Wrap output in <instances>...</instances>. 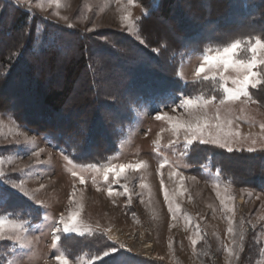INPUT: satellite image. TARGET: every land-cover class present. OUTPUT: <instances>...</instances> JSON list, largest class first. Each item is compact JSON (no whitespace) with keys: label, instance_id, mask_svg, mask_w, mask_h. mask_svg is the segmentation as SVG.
Here are the masks:
<instances>
[{"label":"rangeland","instance_id":"obj_1","mask_svg":"<svg viewBox=\"0 0 264 264\" xmlns=\"http://www.w3.org/2000/svg\"><path fill=\"white\" fill-rule=\"evenodd\" d=\"M4 1L49 27L72 31L113 49L117 48L115 40L125 37L161 60L169 54L165 44L159 45L152 36L143 20L147 11L137 0ZM190 1L178 2L184 15L190 14ZM5 25L3 19L0 35ZM256 38L264 40V35L239 33L231 41L242 43L238 59H251L248 42L254 43ZM12 41L11 51L22 47L21 35ZM224 46L205 45L197 52L191 43L192 49L171 56L178 65L177 79L183 85L200 86L191 95L177 93L160 100L122 98L120 85L105 78L112 77L108 72L111 65L105 66L103 57H92L97 87L106 83L101 114L108 126L114 123L115 141L85 164L74 162L47 136L16 121L7 110L10 97L20 86L14 83L5 94L0 87L5 97L0 96V202L10 194L41 214L35 224L0 217L4 221L0 262L58 264L57 257L62 256L68 264H264V188L262 180L259 185L253 180L256 161L243 159V155L264 153V83L256 88L249 85L248 96L229 99L221 85L236 89L233 81L243 78L242 70L204 65L205 71L196 75L203 57ZM255 55L264 60V49ZM252 71L259 73L256 80L264 81V64ZM83 90L82 85L77 86L61 117L76 119L84 105L83 93L90 96ZM189 97L197 101L196 108L177 104L173 111L170 107ZM17 98L20 105L33 110L41 103L37 95L32 100L21 94ZM201 101L211 102L201 105ZM190 113L200 116L201 126L207 125L192 144L187 143L191 137L184 126L194 122ZM157 115L163 118L157 120ZM33 151L39 155H32ZM218 154L231 155L234 160L225 163L226 172L218 163ZM137 164L139 169L126 168L119 177L108 172L105 180L108 169L119 171L120 165ZM72 212H78L76 223L64 232L61 221L67 222ZM113 232L122 238L115 240ZM21 243L28 246L21 247ZM150 245L151 253H142L141 248ZM109 247L117 251L103 261L97 259Z\"/></svg>","mask_w":264,"mask_h":264},{"label":"trees","instance_id":"obj_2","mask_svg":"<svg viewBox=\"0 0 264 264\" xmlns=\"http://www.w3.org/2000/svg\"><path fill=\"white\" fill-rule=\"evenodd\" d=\"M137 1L147 11L143 20L151 27L152 36L159 45L165 44L169 52L165 61L125 37L116 39L117 48L113 49L72 31L49 27L28 11L0 0V23L3 19L6 23L0 35V87L5 94L14 83L20 86L10 97L11 107L7 111L16 121L47 136L74 162H90L94 154L105 153L106 146L115 141L114 123L108 126L101 114L106 83H101L100 89L97 87L92 57H103L105 66L111 65L108 72L112 77L105 78L120 85L122 98L160 100L177 93L188 96L199 89L200 83L183 85L177 79L178 65L171 58L182 50L192 49L191 43L201 52L205 45L224 46L238 38L239 33L264 35V0H192L190 14L185 15L178 3L182 0ZM244 19V23H236ZM17 35H21L22 47L11 51L13 37ZM82 76L84 81L80 79ZM78 85L90 96L81 91L84 105L76 119L61 117ZM18 94L31 100L37 95L41 103L35 110L20 105ZM0 96L5 99L2 92ZM217 157L222 170L225 163L234 161L231 155ZM243 159L256 161L253 180L256 185L262 180L264 188V153L243 155ZM4 216L29 220L30 224L41 219L39 209L11 195L0 202V217Z\"/></svg>","mask_w":264,"mask_h":264},{"label":"snow or ice","instance_id":"obj_3","mask_svg":"<svg viewBox=\"0 0 264 264\" xmlns=\"http://www.w3.org/2000/svg\"><path fill=\"white\" fill-rule=\"evenodd\" d=\"M125 19H127V17H124ZM249 47H248V51L250 53H252L251 59L249 60H243V59H238L237 55L239 50L242 47V43L240 40H236L234 42H231L229 45L224 46L222 48H218L214 54H210V55H205L203 57V63L197 68L196 70V75L199 76L201 73H203L205 71V67L204 65H210V66H215V65H219L222 64L224 66L225 69H227L228 67H233L234 69L237 70H242L244 72L243 78L240 80H234L233 84L237 85L236 89L234 90H230L227 87H224L223 85H221V87H223V91L224 93L227 95V97L229 99H236L238 98L240 95H244V96H248L249 93L247 91L249 85L252 88H256L258 83H264V81H259L256 80V77L259 76V73L252 71L253 68H255L258 64H264V60H258L256 57V52L258 49H264V40L260 39V38H256L254 43L248 42ZM255 81V82H254ZM213 99H215V97H213ZM211 101H201V105L205 104V103H210ZM225 101L223 99L220 100V104H224ZM177 104L179 105V107H187V108H196L197 107V101H194L191 97L187 98V99H181L178 102L174 101L172 105H170V107L173 108V111L176 110V106ZM190 115H192V119L194 122L189 121L186 122V125H184L186 127V131L190 134L189 139H187V143L188 144H192L193 139L197 138L198 136H202L204 133V128L207 126L206 124L204 126H201L199 121H200V116L196 115L194 113H190ZM157 120L162 119L163 117L160 115H157L155 117ZM217 119H219V117H217ZM228 123L230 124L231 121H228ZM264 127V126H262ZM217 128H220L219 125H217ZM230 135V133L226 134V136ZM238 135V133H237ZM213 142H218V141H213ZM200 143H205V141L203 139H200ZM229 151H231L232 149L229 148ZM32 155L38 156L39 153L33 151L31 153ZM141 167V165L137 164V165H120V169L119 171H116L115 169H108L105 172V180H107L108 178V172H114L116 177H119L120 174L126 169V168H136L139 169ZM161 167H163V165H161ZM73 175H75V173H73ZM0 176H3V173H0ZM80 183L83 184L84 180L83 178L80 179ZM16 186L13 185V188H15ZM110 196L112 195V191L109 190L108 193ZM10 195V194H9ZM26 195V193H25ZM165 198L167 199V194H165ZM77 216H78V212H72L70 213L67 222L61 221V223H63V231L64 232H68L70 230V226H74L77 220ZM4 225V221L0 220V230H2ZM71 230H75V227H71ZM56 232L60 231L59 227L55 228ZM229 232L232 231L231 228L228 229ZM56 239H59V237H56ZM27 244L21 243V247H27ZM123 247V246H121ZM117 251V249L115 247H109L107 249H105L102 253V256H98L97 259L103 261L104 257H108L111 254L115 253ZM58 259V264H68V261L63 258L62 256L57 257ZM10 264H12V262H10Z\"/></svg>","mask_w":264,"mask_h":264},{"label":"bare ground","instance_id":"obj_4","mask_svg":"<svg viewBox=\"0 0 264 264\" xmlns=\"http://www.w3.org/2000/svg\"><path fill=\"white\" fill-rule=\"evenodd\" d=\"M112 234V236L114 237V239L115 240H117V239H121L122 238V236L120 235V233L119 232H113V233H111ZM122 243V242H121ZM131 243V242H130ZM134 245H137V240H134ZM139 244V243H138ZM149 249H151V245L150 246H147L146 248H141V251H142V253H144V254H149V253H151V252H149Z\"/></svg>","mask_w":264,"mask_h":264}]
</instances>
